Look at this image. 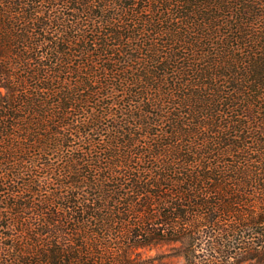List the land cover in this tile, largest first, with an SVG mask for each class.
<instances>
[{
	"label": "trees",
	"instance_id": "trees-1",
	"mask_svg": "<svg viewBox=\"0 0 264 264\" xmlns=\"http://www.w3.org/2000/svg\"><path fill=\"white\" fill-rule=\"evenodd\" d=\"M178 255L264 264V0H0V264Z\"/></svg>",
	"mask_w": 264,
	"mask_h": 264
},
{
	"label": "rangeland",
	"instance_id": "rangeland-1",
	"mask_svg": "<svg viewBox=\"0 0 264 264\" xmlns=\"http://www.w3.org/2000/svg\"><path fill=\"white\" fill-rule=\"evenodd\" d=\"M172 249V245L171 244H164L161 247H156V248H145L143 249V251L145 252H151V253H155L157 251L161 252V253H165V252H170ZM167 262L170 264H182L183 263V257L178 255V256H169L166 258Z\"/></svg>",
	"mask_w": 264,
	"mask_h": 264
}]
</instances>
